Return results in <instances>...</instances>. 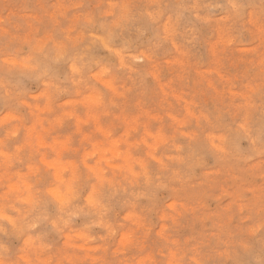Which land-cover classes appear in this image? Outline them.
Returning <instances> with one entry per match:
<instances>
[{"label":"clouds","instance_id":"clouds-1","mask_svg":"<svg viewBox=\"0 0 264 264\" xmlns=\"http://www.w3.org/2000/svg\"><path fill=\"white\" fill-rule=\"evenodd\" d=\"M0 264H264V0H0Z\"/></svg>","mask_w":264,"mask_h":264}]
</instances>
